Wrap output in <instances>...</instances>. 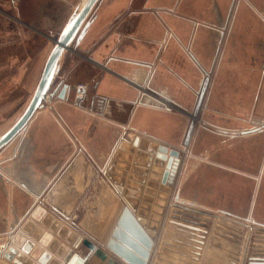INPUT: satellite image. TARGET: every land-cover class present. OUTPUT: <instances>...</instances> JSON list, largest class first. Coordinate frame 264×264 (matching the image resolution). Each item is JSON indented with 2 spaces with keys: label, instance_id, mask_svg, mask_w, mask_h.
Listing matches in <instances>:
<instances>
[{
  "label": "crops",
  "instance_id": "crops-1",
  "mask_svg": "<svg viewBox=\"0 0 264 264\" xmlns=\"http://www.w3.org/2000/svg\"><path fill=\"white\" fill-rule=\"evenodd\" d=\"M214 2L222 9L229 0ZM237 2L229 14L242 23L245 12H238L242 6ZM83 3L8 0L10 9L2 11L0 5V16L57 39ZM246 3L257 12L255 5L261 2ZM209 4L210 0H98L84 22L87 27L78 32L57 62L51 85L57 86L55 95L44 100V106L34 112L23 130L24 157L19 162L23 167L16 179L31 195L40 194L47 209L67 218L69 225L102 250L123 207L103 175L102 162L125 133L128 140L147 133L152 140L181 147L190 121L183 113L193 116L196 90L204 72L209 77L206 109L223 119L204 116L203 108L201 124L194 126L183 159L180 155L177 180L185 172L180 193L184 202L171 203L168 208L163 237L166 248L161 254H170L168 244L184 248L182 254H190L192 262L203 260L207 230L223 228L227 223L238 229L251 224L250 229L264 234L263 35L243 32L242 27L227 37L224 32L217 41L216 54L214 32H209L213 29ZM53 46L48 44L38 63L30 68L24 85H34L31 94L0 136L26 109ZM146 77L154 89L172 100L164 102L178 110L138 103L136 84ZM62 84L72 89L63 101L57 98ZM77 84L87 86L82 97L76 94ZM230 118L245 123H234ZM254 127L260 130L254 132ZM137 150L132 153L125 180H129ZM134 176L141 178L137 173ZM209 200L213 206L208 205ZM245 209L250 220L239 214ZM215 245L219 252L225 244L217 240ZM40 247L56 258L53 251ZM74 253L83 260L88 249L80 244ZM110 257L108 253L99 264H106ZM251 259L254 261L249 264H264L263 255ZM84 260L83 264H92L89 258Z\"/></svg>",
  "mask_w": 264,
  "mask_h": 264
},
{
  "label": "water",
  "instance_id": "water-1",
  "mask_svg": "<svg viewBox=\"0 0 264 264\" xmlns=\"http://www.w3.org/2000/svg\"><path fill=\"white\" fill-rule=\"evenodd\" d=\"M97 1L85 0L75 16L55 39L54 46L45 62L26 109L18 120L0 136V149L25 129L34 112L44 106L46 98L49 99L55 95L57 86L51 87V85L57 62L64 50L69 48L78 32H83L87 27V23L84 24V22ZM233 4L234 0H232L229 12ZM223 28L222 26L220 32H217V41L222 38ZM217 41L215 45L216 54L219 48ZM206 74L204 72L201 76L199 88L196 90L193 116H197L201 108L206 109L204 95L209 80ZM126 79L129 80V78ZM150 82L146 77L143 82L136 84L139 87L137 89L138 103L168 110L169 108L164 101L172 100L162 91L154 89ZM71 91L72 89L68 84H62L57 98L63 101L66 93L69 94ZM194 126V120H190L185 138L179 148L169 147L163 141L152 140L147 133L138 134L132 140H128L125 133L121 140L115 143L108 152L106 159L102 162L101 170L119 195L123 207L108 239L102 245L105 251L100 249L93 240L83 237L72 229L67 223V218L61 215L57 216L58 214L53 210L54 213L47 211L42 205H31L22 216L16 218L5 232L6 237L4 236L0 241V264H83L84 259L88 258L89 263L99 264L100 260L107 258L108 253L113 257L108 258L106 264H149L154 248L157 222L161 218L169 194L171 203L184 202L183 198L180 197L182 184L176 185V181L181 163L180 154L187 149L194 132ZM259 130L260 128L255 127L252 129L254 132ZM135 148L138 150L133 160L134 166L131 167L129 180H125L124 177H126L130 167L128 163L132 160V153ZM134 173L140 174L141 178L135 177ZM147 174L148 179L143 190L144 178ZM142 190L144 194L141 196ZM172 191L173 194L171 195ZM32 194L36 202L40 198V194ZM154 195L156 196L155 200H153ZM152 202L153 206L151 205ZM244 219L250 220L247 216ZM250 226L251 224H248L240 264L243 262ZM44 232L50 233L45 235V238L47 237L45 240ZM65 243L69 244L70 247L65 246ZM80 244L88 249L83 260L74 253ZM40 246L46 247L48 251H53L56 258H52ZM60 258L64 262H59Z\"/></svg>",
  "mask_w": 264,
  "mask_h": 264
},
{
  "label": "rangeland",
  "instance_id": "rangeland-1",
  "mask_svg": "<svg viewBox=\"0 0 264 264\" xmlns=\"http://www.w3.org/2000/svg\"><path fill=\"white\" fill-rule=\"evenodd\" d=\"M239 1L242 7L240 6L241 8L238 12L241 13V11L244 10L246 18V20L242 23H240L238 17L234 19V17H231L230 14L228 15L232 0H229L228 4H226V6L222 9L219 8V6L217 5V3L214 2V0H210L209 14L210 23L213 25V29H209V32H214V45H216V41L218 39V31L216 29L220 30L222 26L224 27L222 30L223 32H225L226 37L230 35L231 32H235L234 30H238L239 28L241 29V27L243 32H262L263 38H261V43H264V20H262V18H260L259 13H257L260 12L264 18V0H251L261 2L260 4L255 5L257 7V12L256 9L252 8L246 3L247 0ZM0 5L2 11L4 10L3 8H6V12L8 9H10V6L8 5V0H2ZM3 15L0 16V132L9 127V125L12 123L14 114H19V110L23 107L24 103L27 101L28 97L31 94L34 85H24V82L28 80L27 74L30 73V68H32V66L38 63V60L41 56V52H44L46 46H48L49 44L50 47L56 39L55 37H50L45 31L36 29L32 31L20 22L14 24ZM232 16H234V12ZM237 16H239V14H237ZM55 29L57 31L59 27H56ZM224 41H226V38ZM43 54L44 53H42V55ZM28 66L30 67L28 68ZM202 110L203 108H201L197 113L198 118H201V116H203L201 115ZM203 111L204 116L208 118H213L214 116H216L218 119H223L221 115H214V113L209 108ZM183 115H185L186 117V114L183 113ZM186 118L193 120L188 116ZM230 120H232V122L234 121V123H245V121H240L238 119L234 120L230 118ZM194 124L199 125L201 123L194 121ZM14 149L15 148H12V146H10L3 152L2 156L4 157L6 155H10L14 152ZM23 149L24 145L22 143L21 147L17 148L19 153L17 158L13 160V162H11V160H7L3 164V166L5 168H12L14 171H16V173L20 171L23 167L19 164L20 159L24 157ZM185 152L186 150H183L180 154L181 156L183 155L182 159L184 157ZM183 176H185V172L180 173V177L179 180L176 181V185L182 184ZM172 194L173 191L171 195ZM13 198L14 199H12V194L10 198L2 190V186L0 187V217H4L5 221L3 222V220L0 218V241L4 236L6 237L5 232L7 231V221L14 223L16 217L22 216V214L31 205L43 204L41 198H39L35 202L33 196L29 197L24 194L15 193L13 194ZM10 200L14 201V207L17 209L15 215L10 214L9 212L8 203ZM171 202L172 201L169 194V197L166 200L164 211L161 215L160 220L157 222L158 227L156 229V235L154 237V248L149 264H156L157 259L160 257V255V264H240L248 228L244 226H240L239 229L236 227L234 228L230 223L224 224L223 228L218 229L211 227L207 230L208 237L205 245V247L207 248H205V258H203V260L192 262L190 254H188L187 252L186 255L182 254L184 248H178V246L174 248L175 245L168 244H166V246H169L171 248V252L170 254H166L165 256H163L161 253L163 249L166 248L164 246L165 239L163 237L165 236V227L167 226L169 219L168 208L170 207L169 204H171ZM208 205L213 206V201L209 200ZM42 206L47 211L53 212L52 210L47 209L44 204ZM246 213L247 210L245 209L242 210V212H240L239 214L240 216H246ZM71 225L69 226L77 232V230ZM217 240H222L225 244L224 248L219 247V252H217V248L215 245V242H217ZM96 245L99 246L98 243H96ZM257 254H259L260 256H264V234H262L256 229H250L242 264H249V261H253L251 257L257 256ZM207 255L209 256L208 259L206 257ZM219 256L220 260L217 259V257Z\"/></svg>",
  "mask_w": 264,
  "mask_h": 264
},
{
  "label": "flooded vegetation",
  "instance_id": "flooded-vegetation-1",
  "mask_svg": "<svg viewBox=\"0 0 264 264\" xmlns=\"http://www.w3.org/2000/svg\"><path fill=\"white\" fill-rule=\"evenodd\" d=\"M235 1L236 0H234V2ZM238 2L240 3L239 0H238ZM216 30L218 32H220L219 29H216ZM22 143H23V131L18 133L7 145H5L3 148L0 149V152H1V150L4 149L5 147L9 148L10 146H12V148H15L14 152L12 151L13 153H11L10 155L4 156V157L0 156V182H1L2 190L10 198H11V194H12V199H14L13 194H15V193L24 194V195H27L29 197H32V195L26 190L24 183L21 181H18L16 179V171H14L12 168H5L3 166V164L7 160H11V162H13V160H15L17 158V156L19 154L17 148L18 147L20 148ZM14 206H15L14 201L10 200L8 203V207H9L8 209H9L10 214L15 215L17 212V209ZM0 218L3 220V222H5L4 217H0ZM11 224H12V222H8V221L6 222V225L8 228L11 227Z\"/></svg>",
  "mask_w": 264,
  "mask_h": 264
},
{
  "label": "built area",
  "instance_id": "built-area-1",
  "mask_svg": "<svg viewBox=\"0 0 264 264\" xmlns=\"http://www.w3.org/2000/svg\"><path fill=\"white\" fill-rule=\"evenodd\" d=\"M76 89V94L78 97H82L84 95L85 90L87 89V86L84 84H77L75 86ZM165 105L169 108V109H176L178 110L175 106H173L170 103H165ZM181 111V110H179ZM182 112V111H181ZM188 117L192 118L194 121L201 123L200 119L197 116H192L191 114H186Z\"/></svg>",
  "mask_w": 264,
  "mask_h": 264
},
{
  "label": "bare ground",
  "instance_id": "bare-ground-1",
  "mask_svg": "<svg viewBox=\"0 0 264 264\" xmlns=\"http://www.w3.org/2000/svg\"><path fill=\"white\" fill-rule=\"evenodd\" d=\"M84 1H85V0H84ZM197 117H198V116H197ZM43 236H44V240H45V239H46V238H45V235H43ZM68 249L70 250V248H68Z\"/></svg>",
  "mask_w": 264,
  "mask_h": 264
}]
</instances>
